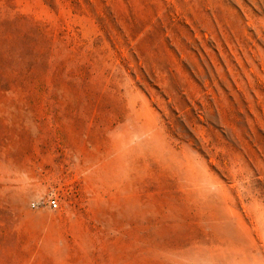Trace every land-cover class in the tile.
Segmentation results:
<instances>
[{"label": "rangeland", "instance_id": "1", "mask_svg": "<svg viewBox=\"0 0 264 264\" xmlns=\"http://www.w3.org/2000/svg\"><path fill=\"white\" fill-rule=\"evenodd\" d=\"M0 264H264V0H0Z\"/></svg>", "mask_w": 264, "mask_h": 264}, {"label": "built area", "instance_id": "2", "mask_svg": "<svg viewBox=\"0 0 264 264\" xmlns=\"http://www.w3.org/2000/svg\"><path fill=\"white\" fill-rule=\"evenodd\" d=\"M48 204L51 208H57L58 207V200L55 197H50L48 199Z\"/></svg>", "mask_w": 264, "mask_h": 264}]
</instances>
